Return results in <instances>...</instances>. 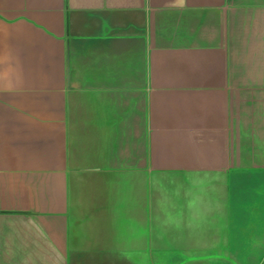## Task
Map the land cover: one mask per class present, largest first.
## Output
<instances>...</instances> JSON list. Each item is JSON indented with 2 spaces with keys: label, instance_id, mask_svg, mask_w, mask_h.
Here are the masks:
<instances>
[{
  "label": "crops",
  "instance_id": "crops-1",
  "mask_svg": "<svg viewBox=\"0 0 264 264\" xmlns=\"http://www.w3.org/2000/svg\"><path fill=\"white\" fill-rule=\"evenodd\" d=\"M85 252L264 258V0H0V264Z\"/></svg>",
  "mask_w": 264,
  "mask_h": 264
},
{
  "label": "rangeland",
  "instance_id": "rangeland-1",
  "mask_svg": "<svg viewBox=\"0 0 264 264\" xmlns=\"http://www.w3.org/2000/svg\"><path fill=\"white\" fill-rule=\"evenodd\" d=\"M255 178L252 176V175H244L242 177V180L241 182L239 183V186H241L243 189L244 188H253L256 184V181L254 180ZM249 197V196H247ZM247 197H243L244 198V206H243V213H244V222H243V231H255V229H258V228H254L255 226V223L252 219L257 218L259 216V212L255 211L254 209V212L253 210L251 209V206H250V203H249V199L247 201ZM253 198H256V197H253ZM248 202V203H247ZM256 206H259L256 205ZM252 213V214H251ZM253 213H258V214H253ZM251 216L247 219L245 217H247L248 215ZM254 215V217H253ZM258 222V220H255V222ZM260 223V222H259ZM253 228V229H252ZM262 228V227H261ZM100 237V236H99ZM246 237H244V245L246 243ZM105 240H107V237L105 235ZM99 253V252H98ZM95 253V254H92V252H85L83 253L82 257H81V264H108L110 261L107 260V258H104V255L101 254V253ZM119 262L118 263H124L122 260H118ZM180 263H182V261H180ZM254 263V260H247V259H244L243 260V264H253Z\"/></svg>",
  "mask_w": 264,
  "mask_h": 264
},
{
  "label": "water",
  "instance_id": "water-1",
  "mask_svg": "<svg viewBox=\"0 0 264 264\" xmlns=\"http://www.w3.org/2000/svg\"><path fill=\"white\" fill-rule=\"evenodd\" d=\"M263 263H264V258L258 264H263Z\"/></svg>",
  "mask_w": 264,
  "mask_h": 264
},
{
  "label": "trees",
  "instance_id": "trees-1",
  "mask_svg": "<svg viewBox=\"0 0 264 264\" xmlns=\"http://www.w3.org/2000/svg\"><path fill=\"white\" fill-rule=\"evenodd\" d=\"M264 264V263H263Z\"/></svg>",
  "mask_w": 264,
  "mask_h": 264
}]
</instances>
